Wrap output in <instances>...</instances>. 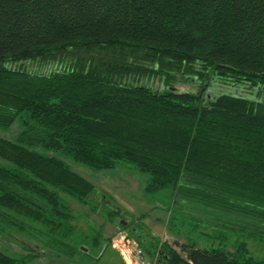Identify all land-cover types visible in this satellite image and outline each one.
<instances>
[{
	"label": "trees",
	"instance_id": "obj_1",
	"mask_svg": "<svg viewBox=\"0 0 264 264\" xmlns=\"http://www.w3.org/2000/svg\"><path fill=\"white\" fill-rule=\"evenodd\" d=\"M17 118L0 136V264L94 260L101 233L61 195L98 209L96 189L52 152L127 163L148 196L233 224L208 248L131 230L152 264H264L224 242L240 227L264 247V0H0V131Z\"/></svg>",
	"mask_w": 264,
	"mask_h": 264
},
{
	"label": "rangeland",
	"instance_id": "obj_2",
	"mask_svg": "<svg viewBox=\"0 0 264 264\" xmlns=\"http://www.w3.org/2000/svg\"><path fill=\"white\" fill-rule=\"evenodd\" d=\"M53 65L39 66L27 62L26 68L42 72ZM151 84L157 86L158 81H153ZM175 85L180 89H195L194 84L176 82ZM218 89L225 90L224 87H218ZM21 129V121L17 118L7 130L0 131V136L14 139ZM50 154L65 160L72 170L84 176L94 185L97 195L92 198V206L102 207L105 205L104 210H101L100 207L92 208L81 205L68 196L61 195L69 203L74 215L73 224L79 230L89 235H92L93 231L101 233L100 247L90 250L94 258L90 262L75 258V261L68 263L45 256L31 261L29 264H126L119 250L124 247L123 241L137 246L133 236L134 232H138L143 237L144 234L156 236L161 242L169 244L175 241L188 242L199 248H208L221 242L220 238L216 236L217 231H226L223 228L233 225L229 220L213 216L207 217L199 209L189 206H181V209L173 206L168 207L165 200L148 196L144 190L148 175L127 163L119 162L115 167L108 169H93L73 160L70 156L54 152ZM116 211H119V214ZM107 213H111V215L108 216ZM141 216L140 221L132 220ZM120 222L127 228H123ZM236 229V233L228 232L226 235L225 248L233 254L236 252L238 244L244 243L250 256L255 259L264 258V247L259 242L247 238L240 227ZM131 230L133 233L130 232ZM107 239L110 240V243L107 242ZM0 247L4 248L2 243H0ZM144 254L147 262L152 264L149 256L145 252Z\"/></svg>",
	"mask_w": 264,
	"mask_h": 264
},
{
	"label": "built area",
	"instance_id": "obj_3",
	"mask_svg": "<svg viewBox=\"0 0 264 264\" xmlns=\"http://www.w3.org/2000/svg\"><path fill=\"white\" fill-rule=\"evenodd\" d=\"M122 244L124 247H120L121 249L119 250L118 248V250L125 259L126 264H151L145 259V254L140 247L133 245L128 241H123Z\"/></svg>",
	"mask_w": 264,
	"mask_h": 264
},
{
	"label": "water",
	"instance_id": "obj_4",
	"mask_svg": "<svg viewBox=\"0 0 264 264\" xmlns=\"http://www.w3.org/2000/svg\"><path fill=\"white\" fill-rule=\"evenodd\" d=\"M122 223V222H121ZM123 224V223H122Z\"/></svg>",
	"mask_w": 264,
	"mask_h": 264
}]
</instances>
